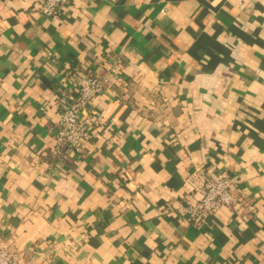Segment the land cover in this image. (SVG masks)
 Returning <instances> with one entry per match:
<instances>
[{"label": "crops", "instance_id": "obj_1", "mask_svg": "<svg viewBox=\"0 0 264 264\" xmlns=\"http://www.w3.org/2000/svg\"><path fill=\"white\" fill-rule=\"evenodd\" d=\"M0 0V239L21 264H264V0ZM120 55L53 151L62 70ZM226 174L254 204L185 209Z\"/></svg>", "mask_w": 264, "mask_h": 264}, {"label": "built area", "instance_id": "obj_2", "mask_svg": "<svg viewBox=\"0 0 264 264\" xmlns=\"http://www.w3.org/2000/svg\"><path fill=\"white\" fill-rule=\"evenodd\" d=\"M69 0H42L39 10L51 15L59 7L68 4ZM124 67L120 55L110 53L98 58L94 64L71 66L64 68V82L59 87L62 104L53 132L55 155L62 154L65 149L76 153L82 151L87 137V124L84 118L91 114V103L96 95L119 76ZM202 195L185 209L189 220L203 223L221 207L241 206L243 212H251L254 204L237 196L232 181L226 174L209 176L201 181ZM0 264H21L18 253L3 239H0Z\"/></svg>", "mask_w": 264, "mask_h": 264}]
</instances>
